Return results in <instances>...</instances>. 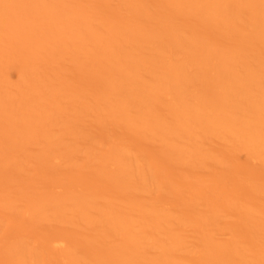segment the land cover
Masks as SVG:
<instances>
[{
    "label": "bare ground",
    "instance_id": "1",
    "mask_svg": "<svg viewBox=\"0 0 264 264\" xmlns=\"http://www.w3.org/2000/svg\"><path fill=\"white\" fill-rule=\"evenodd\" d=\"M0 264H264V0H0Z\"/></svg>",
    "mask_w": 264,
    "mask_h": 264
}]
</instances>
